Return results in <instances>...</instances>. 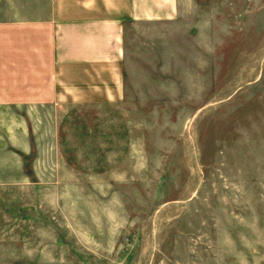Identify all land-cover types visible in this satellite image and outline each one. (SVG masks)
I'll list each match as a JSON object with an SVG mask.
<instances>
[{"label":"rangeland","instance_id":"374dc122","mask_svg":"<svg viewBox=\"0 0 264 264\" xmlns=\"http://www.w3.org/2000/svg\"><path fill=\"white\" fill-rule=\"evenodd\" d=\"M197 4L211 71L168 50L124 104L12 108L19 137L46 116L0 188V264H264V0Z\"/></svg>","mask_w":264,"mask_h":264},{"label":"crops","instance_id":"0c3cea01","mask_svg":"<svg viewBox=\"0 0 264 264\" xmlns=\"http://www.w3.org/2000/svg\"><path fill=\"white\" fill-rule=\"evenodd\" d=\"M211 19L197 0H0V117L7 124L13 107H51L57 120L67 105L124 104L136 68L168 50L193 72L197 62L211 71L209 38L195 34ZM44 116L23 114L20 137L8 124L0 135V188L24 185V160L37 150L29 121Z\"/></svg>","mask_w":264,"mask_h":264}]
</instances>
